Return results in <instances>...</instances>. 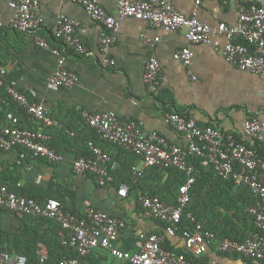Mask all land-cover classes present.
<instances>
[{"label": "crops", "instance_id": "0c3cea01", "mask_svg": "<svg viewBox=\"0 0 264 264\" xmlns=\"http://www.w3.org/2000/svg\"><path fill=\"white\" fill-rule=\"evenodd\" d=\"M36 1L44 20L38 34L60 52L67 69L76 74L77 82L70 89L49 85V76L56 69V57L37 46L32 33H17L8 27L13 15L8 0H0V16L5 23L0 28V75L5 85L16 87L29 101L42 104L58 123L45 131L51 136L50 146L62 154L63 159L59 163L47 162L31 157L20 148L0 151V183H6L18 194L34 197L40 203L55 199L65 210L75 214H81L90 205L121 219L125 226L120 231L117 246L134 251L140 233H164L162 223L142 217L137 198L163 185L167 174L153 168L145 170L141 177L134 176L131 168H141L139 159L121 147L101 141L84 123L81 112H113L121 118L142 123L146 132L155 131L170 143L185 146V139L165 121L167 114L178 113L193 119L200 127L211 126L240 143L253 146L255 143L250 142L243 132V124L249 118L264 123V79L224 60L225 39L222 36L190 46L193 57L187 68L173 59L178 48L189 46L184 30L163 31L133 18L118 19L117 40L106 52L114 66L104 68L101 65L104 54L99 49L103 28L88 17L79 3L72 0ZM96 1L116 16L113 0ZM262 4L264 6V0ZM240 5L241 0H203L196 7L194 0H174V6L181 14L191 16L194 12L201 22L211 27L219 23L235 26ZM60 15L78 23L76 35L83 53L77 54L53 38L51 28ZM155 37L159 41L154 49L144 44L143 38L152 40ZM150 55L160 66V80L153 92H149L144 83L145 65ZM7 112L20 117L21 127L37 128V124L25 117L0 87V122L4 121ZM262 136V141L255 146L257 155L264 157V131ZM88 141L110 157L112 181L104 187H99L91 174L73 171L72 161L88 156ZM202 168L192 200L193 206L197 204L196 211L202 216V222L207 221L220 229L231 228L232 235L245 239L250 224L233 213L235 205H247V188L227 185L219 181L209 168ZM121 185L129 188L124 198L117 194ZM237 213L240 215L241 212ZM57 235L59 237L58 226L53 221L28 218L0 208V251L15 253L39 239L45 243L41 242L48 254L54 251L50 256L52 260L59 259L62 254L52 245ZM219 237L217 234L207 252L192 261L197 264H261L255 260H243L245 257L238 254L220 252L218 242L227 238ZM163 246L168 251L185 252L179 233L167 236ZM79 263L129 264L117 260L105 249H94Z\"/></svg>", "mask_w": 264, "mask_h": 264}, {"label": "built area", "instance_id": "2783aa9c", "mask_svg": "<svg viewBox=\"0 0 264 264\" xmlns=\"http://www.w3.org/2000/svg\"><path fill=\"white\" fill-rule=\"evenodd\" d=\"M72 1L79 3L88 17L103 28L99 49L104 54L101 60L104 68L114 66V61L106 56V52L117 40L118 19L133 18L163 31L184 30L189 46L178 48L173 59L187 68L193 57L190 46L208 43L213 37L222 36L225 39L222 48L224 60L242 71L264 79L262 0H241L237 24L228 26L219 23L214 27L201 22L194 12L191 16L181 14L176 10L174 0H113L116 4V16L111 15L96 0ZM202 1L194 0L195 6L198 7ZM8 6L13 13L7 23L8 27L17 33H32L35 44L56 57L57 65L49 76V85L53 88H72L77 82L76 74L67 69L60 52L38 34L44 23L39 13L38 1L8 0ZM4 25L0 16V28ZM77 28L78 23L60 15L51 28V34L54 39L62 41L65 47L81 54L84 49L76 35ZM158 41V37L152 40L143 38L144 44L150 49H154ZM159 80L160 66L155 57L150 55L144 71V83L149 92L156 90ZM0 87L5 89L12 103L23 111V115L37 124L35 129L23 128L20 126V117L7 112L4 121L0 122V151L20 148L33 158L52 163L61 162L62 154L50 146L51 136L45 131L58 126V123L46 108L29 101L16 87L5 85L1 75ZM81 116L101 141L121 147L139 159L141 168H131L134 176L141 177L145 170L153 168L171 169L182 173L183 180L177 187L174 204L166 203L158 196H138L142 217L162 223L164 233H140L134 243V251L117 246L120 231L125 226L121 219L90 205L81 214L70 213L55 199L40 203L33 197L18 194L6 183H0V208L32 218H46L58 225L61 245L72 249L76 256L63 259L57 264H80L79 260L85 259L94 249H105L117 260L129 264H192L185 253L193 257L203 256L215 240L214 233L198 221L192 212L186 213L191 228L180 229L182 217L192 200L196 159L201 166L212 169L219 179L247 188L253 199L248 213L256 230L243 241L224 239L218 242V250L255 261L264 260V159L251 146L240 143L231 135H225L211 126L200 127L193 119L178 113L167 114L165 121L185 139V146L170 143L155 131L146 132L142 123L121 118L113 112L93 114L83 110ZM263 131L264 123L256 118H249L243 124V132L252 143L262 141ZM86 145L88 156L72 161L74 173L91 174L99 187L110 184L112 178L109 173V155L92 141H88ZM39 179L40 177L37 181ZM128 191L127 185H121L117 194L124 198ZM178 233L185 253L168 251L163 246L167 236H176ZM34 254L35 264H48V253L42 243H38ZM0 264H28V260L24 255L0 251Z\"/></svg>", "mask_w": 264, "mask_h": 264}, {"label": "trees", "instance_id": "16d2710c", "mask_svg": "<svg viewBox=\"0 0 264 264\" xmlns=\"http://www.w3.org/2000/svg\"><path fill=\"white\" fill-rule=\"evenodd\" d=\"M255 144L253 146L250 145V144H245V145L251 146L257 152L258 149H257V146H255ZM259 157L264 159V157L261 156L260 154H259ZM195 167H196V172H194L195 184H194L193 190L191 192L192 200L194 199L195 194L197 192L196 186H197L198 180H200V176L202 175V172L204 170L202 168V166L200 164V161L198 159L195 160ZM155 170L164 171L167 174V178H166V181L164 182L163 185L158 187L155 191L148 192L147 195H149V196H158L161 200H163L166 203H172V204L176 203V195H177L176 191H177V187H178L179 183H181L182 180H183V174L178 172V171H176V170H171V169H157V168H155ZM210 170L212 171V174H214V176L219 181H221L223 183H226L227 185H230V186L234 185V183L232 181H223V180L219 179L215 175L213 170L212 169H210ZM245 192H246V196H247V199H248V203L244 207L243 206L242 207H238L237 205H235L236 206V211L233 213V216H238V217L242 216L244 218V220L247 221L250 224V231L248 233V235H249L253 231H255L256 228H255V225H254L252 217L248 213V208H249V206H250V204H251L253 199H252V196H251L250 192L247 189L245 190ZM21 195H24V194H21ZM30 197H32V196H30ZM192 200H191V203H190L189 207L185 211V215L182 217V222L180 224V229L181 230L191 228L190 223L186 219V213H188V212H192L196 216L198 221H200V222L203 221L202 216L198 213V211H196L197 204L195 203L194 206H193L192 205ZM237 211L241 212L240 215H238L239 213H237ZM68 212L75 213V212H71V211H68ZM10 213H12V212H10ZM21 216H23V215H21ZM24 217H28V216H24ZM28 218H32V217H28ZM46 220H49V219H46ZM50 221H52V220H50ZM203 224H204V226L207 229L212 231L215 234V236L217 234H219L220 235L219 238H221V239H223L225 237V238H227L229 240H235V241H243L244 240V239L238 238L237 236L235 237L234 235H232L233 229L230 230L231 228L228 229V227H227L226 229H220L219 227L210 225L209 223H207V221H206V223H203ZM58 231H59V227H58ZM57 240H54L52 245H53V247H56V249L59 248L58 250H59V252H61L62 256L59 259L52 260L51 257H52V255H54V251H52V250L49 251L50 255L48 254V258H49L48 264H57L59 261H61L63 259L73 258V257L76 256V254L74 253V251L72 249L67 248V247H63V246L60 245V239H59L58 235H57ZM41 242L44 243L43 241H40L39 239H35L34 241H32V244L30 246L26 247V249H24V250L20 249L19 251L15 252V253H11V254L24 255V256H26V258L28 260V264H35L36 257H35L34 253H35V250L37 248L38 243H41ZM64 251H65V253L63 254ZM183 253H185V252H183ZM185 256L187 257L188 260H190L192 262V264H197L196 262L192 261L193 259H195V257H193L192 255H190L188 253H185ZM243 260H246L248 262H253V260H250L248 258H243ZM255 262H259L261 264H264V260L255 261Z\"/></svg>", "mask_w": 264, "mask_h": 264}]
</instances>
